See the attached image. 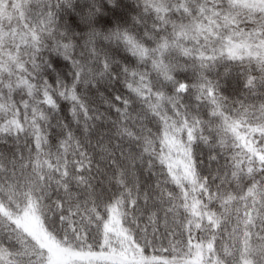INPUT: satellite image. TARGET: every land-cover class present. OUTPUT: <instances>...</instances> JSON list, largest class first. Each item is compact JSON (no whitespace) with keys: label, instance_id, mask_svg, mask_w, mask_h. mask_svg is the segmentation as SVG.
Segmentation results:
<instances>
[{"label":"snow or ice","instance_id":"snow-or-ice-1","mask_svg":"<svg viewBox=\"0 0 264 264\" xmlns=\"http://www.w3.org/2000/svg\"><path fill=\"white\" fill-rule=\"evenodd\" d=\"M0 264H264V0H0Z\"/></svg>","mask_w":264,"mask_h":264}]
</instances>
